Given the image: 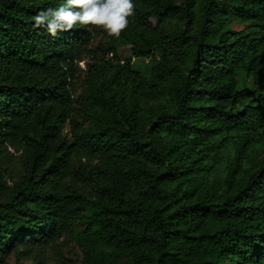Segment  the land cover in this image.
<instances>
[{
    "label": "trees",
    "instance_id": "16d2710c",
    "mask_svg": "<svg viewBox=\"0 0 264 264\" xmlns=\"http://www.w3.org/2000/svg\"><path fill=\"white\" fill-rule=\"evenodd\" d=\"M65 3L0 0V264H264V0L33 28Z\"/></svg>",
    "mask_w": 264,
    "mask_h": 264
},
{
    "label": "clouds",
    "instance_id": "9594fccd",
    "mask_svg": "<svg viewBox=\"0 0 264 264\" xmlns=\"http://www.w3.org/2000/svg\"><path fill=\"white\" fill-rule=\"evenodd\" d=\"M134 15L133 0H66L65 5L41 10L32 19L33 28H44L52 37L84 28L89 32L100 29L119 39Z\"/></svg>",
    "mask_w": 264,
    "mask_h": 264
},
{
    "label": "rangeland",
    "instance_id": "374dc122",
    "mask_svg": "<svg viewBox=\"0 0 264 264\" xmlns=\"http://www.w3.org/2000/svg\"><path fill=\"white\" fill-rule=\"evenodd\" d=\"M242 27H243V24L241 23H235L233 25V28L236 30H240L242 29ZM96 40L97 38H95L94 41ZM117 50H118V56L121 60H124L131 56L129 45H122L118 47ZM86 59L79 63L80 70L78 71L77 76L75 78V82H74L76 93H79L85 87L84 72L86 70V66H85ZM145 60L146 62L148 61L147 59ZM64 130H68L67 125L65 126ZM60 251L64 257L63 259L58 260L56 258L53 259L50 256H48L44 260L43 264H82L81 249L74 242L69 241V240H64L60 247ZM6 264H31V261L22 260V261L17 262L14 255H10V257L7 259Z\"/></svg>",
    "mask_w": 264,
    "mask_h": 264
}]
</instances>
